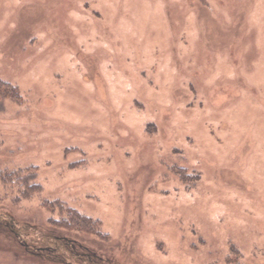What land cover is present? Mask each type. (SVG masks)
<instances>
[{"label":"rangeland","instance_id":"obj_1","mask_svg":"<svg viewBox=\"0 0 264 264\" xmlns=\"http://www.w3.org/2000/svg\"><path fill=\"white\" fill-rule=\"evenodd\" d=\"M0 173V264H264V0H0Z\"/></svg>","mask_w":264,"mask_h":264},{"label":"trees","instance_id":"obj_2","mask_svg":"<svg viewBox=\"0 0 264 264\" xmlns=\"http://www.w3.org/2000/svg\"><path fill=\"white\" fill-rule=\"evenodd\" d=\"M2 84L6 85L11 90L10 92L14 94V92L16 91V94H17L16 88L6 83H2ZM14 175L15 174L9 175V174L0 173V182L9 183L13 181ZM32 186H29L28 189L26 190L25 197H29L35 191L38 192L41 188L40 185H32ZM70 213H71L70 221L75 226H78V230H82L83 232H86V233H98L99 231L98 228L100 226L98 221H93L89 217H85L75 210H70Z\"/></svg>","mask_w":264,"mask_h":264}]
</instances>
